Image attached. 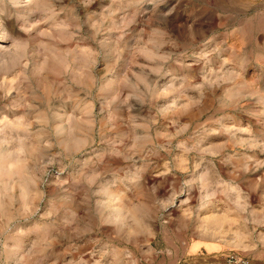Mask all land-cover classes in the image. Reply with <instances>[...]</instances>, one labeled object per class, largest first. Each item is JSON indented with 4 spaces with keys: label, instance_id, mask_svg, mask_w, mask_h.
I'll list each match as a JSON object with an SVG mask.
<instances>
[{
    "label": "clouds",
    "instance_id": "clouds-1",
    "mask_svg": "<svg viewBox=\"0 0 264 264\" xmlns=\"http://www.w3.org/2000/svg\"><path fill=\"white\" fill-rule=\"evenodd\" d=\"M0 264H264V0H0Z\"/></svg>",
    "mask_w": 264,
    "mask_h": 264
}]
</instances>
